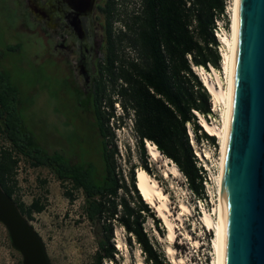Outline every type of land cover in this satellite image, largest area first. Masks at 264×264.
<instances>
[{
	"label": "trees",
	"instance_id": "1",
	"mask_svg": "<svg viewBox=\"0 0 264 264\" xmlns=\"http://www.w3.org/2000/svg\"><path fill=\"white\" fill-rule=\"evenodd\" d=\"M119 1L108 0L105 5L108 37L91 97L100 164L78 165L61 152H45L23 124L19 89L7 73L0 71V135L6 142L0 147V185L31 221L34 214L45 210V205L40 199L30 206L21 201L18 169L21 161L32 168H46L61 184L70 186L67 196L71 201L76 192L85 198L84 213L93 226L98 247L87 264L117 262L118 250L113 243L117 225L125 230L130 245L140 247L145 264H169L145 228L151 219L158 232L163 230L161 220L137 187L138 168L131 167L125 176L118 167L112 128L114 106L118 103L124 114L117 118L119 125L133 118L140 168L153 176L146 149L149 141L177 165L194 196L204 200L207 178L198 165L188 126L196 140L205 138L215 147L217 144L215 136L203 131L195 114L207 120L212 104L193 66L203 67L208 73L210 66L221 70L215 29L216 20L225 16L227 0H139V8L123 21L124 29L115 33ZM125 48L135 57H128Z\"/></svg>",
	"mask_w": 264,
	"mask_h": 264
},
{
	"label": "rangeland",
	"instance_id": "2",
	"mask_svg": "<svg viewBox=\"0 0 264 264\" xmlns=\"http://www.w3.org/2000/svg\"><path fill=\"white\" fill-rule=\"evenodd\" d=\"M233 3L234 0H227L226 6L229 11L220 26L229 35L232 26L230 7ZM116 7L117 13L121 14L120 16L117 14V19L114 20L115 33L124 29L123 21L128 20L127 15L135 8H139V0H121ZM33 28L34 23L26 9L20 13L15 0H0V71L7 73L9 80L19 89L21 117L26 130L33 134L45 152L50 153L54 152V148L60 144L58 145L56 140L52 141L50 137L51 124L54 123L52 109L54 102L49 92L51 82L47 77L49 75L41 67L43 50L37 46ZM9 48H14V51ZM224 49L226 50V46ZM124 52L130 58L135 57V53L129 48H125ZM217 72L219 79L226 87L223 71ZM212 77L218 84L214 73ZM114 99L116 100L117 96ZM114 108L116 120L112 121V128L115 132L114 143L118 148L116 161L124 175L128 176L131 167L141 169L138 138L134 130L133 118H126L124 124L119 125L117 118L124 116L122 107L116 103ZM219 109V107L218 110L216 109V116L212 118L213 123L211 124L221 126L222 119ZM216 144L215 147L211 142L202 138L201 140L195 139L192 146L199 156L204 158L205 154L210 158L206 163L208 170H205L204 174L207 178L204 200H199L194 196L184 175L175 178L171 163L168 167L162 159L154 162L148 155L152 177L169 196L168 203L173 214L177 217L180 215V219H176L175 216L170 217L176 227V237L172 242L168 239V230L164 220L160 219L159 214L149 205L157 218L161 220L163 230L161 233L158 232L151 219L147 221L145 228L169 264H214L216 251L213 242L216 234L214 229L204 224L203 216L204 212H208L214 220L217 219L215 209L219 203V195L216 180L213 179L218 172L217 162H221V146L217 138ZM5 145L6 142L0 135V147ZM197 159L199 162L198 157ZM166 174L168 177L165 176ZM17 178L20 188L18 196L23 203L30 206L34 200L40 199L45 205V210L40 214H34L30 222L43 239L51 263L87 264L91 262L98 247L93 226L84 213L83 194L76 192L74 200L71 201L67 196L70 186L61 184L50 170L32 168L25 161L20 163ZM181 204L189 206L190 211H183ZM113 243L118 250L115 257L117 262L106 261L104 264L145 262L140 247L135 243L130 245L125 230L118 225L114 228ZM169 247L174 249L173 255L168 253ZM0 264H22L21 254L12 247L9 234L1 223Z\"/></svg>",
	"mask_w": 264,
	"mask_h": 264
},
{
	"label": "water",
	"instance_id": "3",
	"mask_svg": "<svg viewBox=\"0 0 264 264\" xmlns=\"http://www.w3.org/2000/svg\"><path fill=\"white\" fill-rule=\"evenodd\" d=\"M221 264H264V0H238ZM0 223L22 264H52L0 185Z\"/></svg>",
	"mask_w": 264,
	"mask_h": 264
},
{
	"label": "flooded vegetation",
	"instance_id": "4",
	"mask_svg": "<svg viewBox=\"0 0 264 264\" xmlns=\"http://www.w3.org/2000/svg\"><path fill=\"white\" fill-rule=\"evenodd\" d=\"M15 1L20 13L29 12L37 46L43 50L40 63L49 75L54 102L50 137L60 144L53 151L78 165L98 166L99 138L91 118V97L108 37V0Z\"/></svg>",
	"mask_w": 264,
	"mask_h": 264
},
{
	"label": "bare ground",
	"instance_id": "5",
	"mask_svg": "<svg viewBox=\"0 0 264 264\" xmlns=\"http://www.w3.org/2000/svg\"><path fill=\"white\" fill-rule=\"evenodd\" d=\"M237 8L238 0H234L233 5L230 7V13L232 17V26L231 34L225 33L221 35V42L226 46V50L223 51L222 61H221V70L225 75L226 87L222 84V81L219 79L218 72L213 70L214 75L216 76L218 84L213 80V77L207 71L198 69L200 76L204 82V86L209 91L210 95L213 98L214 105L218 110L220 108V114L222 119V125L211 124L201 115L200 125L203 127L204 131L211 136H215L221 146V162H220V171L219 174L215 177L217 188H218V206L215 209L217 219L214 220L213 217L208 213L204 212L203 221L204 224L215 230L216 239H214V248L216 251V257L214 264H221L222 260V249H223V238H224V226H225V215H226V186H227V159H228V149L231 137V107H232V86H233V63H234V44L236 36V27H237ZM229 11V10H228ZM196 67L194 66V69ZM190 134L193 136V131L191 128ZM146 149L148 155L154 162H158L160 159L165 161L170 166H172L173 175L176 177L182 176V172L179 170L176 164L171 160L165 158L163 154L157 149V147L149 141H146ZM166 165V166H167ZM170 171L168 170V173ZM168 177V174L165 175ZM136 181L137 187L144 198V200L155 209L156 213L159 214L160 219L164 220L165 226L168 230V239L174 241L176 237L175 226L170 220L171 216H175L176 219H180L173 214L169 206V196L165 193L162 187L159 185L158 181L150 176L143 169L136 170ZM181 209L183 211L189 212L190 208L186 204H181ZM168 253L173 255L174 249L172 247L168 248ZM140 261V260H139ZM181 263L182 260L180 259ZM139 264H145V262L140 261Z\"/></svg>",
	"mask_w": 264,
	"mask_h": 264
},
{
	"label": "built area",
	"instance_id": "6",
	"mask_svg": "<svg viewBox=\"0 0 264 264\" xmlns=\"http://www.w3.org/2000/svg\"><path fill=\"white\" fill-rule=\"evenodd\" d=\"M226 3H227V1H226ZM228 13V8H227V6H226V12H225V15ZM225 18V16H222L220 19H217L216 20V29H215V36H216V38H217V40H218V42H219V47H218V51H219V54H220V56H221V58H222V55H223V51H225V49H224V47H225V45L221 42V35H223V34H225L226 33V31L224 30V29H222V28H220V26H221V24L223 23V19ZM223 59V58H222ZM222 61V60H221ZM210 68V74L212 75V73H213V67H209ZM198 69H200V70H203L204 68L203 67H196L195 69H194V66H193V70H194V72L198 75V77L200 78V80L202 81V83H203V85H204V82H203V80H202V77L200 76V74H199V72H198ZM205 70V69H204ZM206 71V70H205ZM211 104H212V106H211V111H212V114L211 115H209L208 116V119H207V121H209L210 123H213L212 122V118L213 117H215L216 116V107H215V105H214V101H213V98H212V96H211ZM195 114H196V116H197V118H198V123L200 124V122H201V117H200V114H198V113H196L195 112ZM204 118V117H203ZM205 119V118H204ZM201 126V125H200ZM189 127L190 126H188V130H189ZM189 135H190V139H191V141H190V143H191V145L193 146L194 145V143H195V139H196V137H195V134H194V136H192L190 133H189ZM207 141V140H206ZM208 142V141H207ZM196 154V156L199 158V162H198V165H199V167L200 168H202V170H203V172H204V174L206 173V171L208 170V168H207V161H209L210 160V158L209 157H207L205 154H204V158L203 157H201V156H199L197 153H195ZM218 169V172H217V174H216V176L219 174V171H220V161L219 162H217V168H216V170ZM206 170V171H205ZM213 179L215 180V176H213ZM207 182V181H206ZM205 182V183H206ZM204 183V184H205ZM208 186V185H207ZM206 186V187H207Z\"/></svg>",
	"mask_w": 264,
	"mask_h": 264
}]
</instances>
